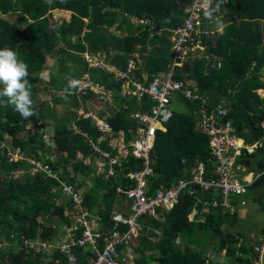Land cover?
<instances>
[{"label": "trees", "instance_id": "16d2710c", "mask_svg": "<svg viewBox=\"0 0 264 264\" xmlns=\"http://www.w3.org/2000/svg\"><path fill=\"white\" fill-rule=\"evenodd\" d=\"M192 2L0 0V264H92L113 231L127 229L126 224L119 227V222L111 218L116 202L113 195L117 193L114 182L123 172L105 179L113 185L108 194H102L101 202L95 199L99 195H94L93 185L92 192L84 194L82 208H74L65 200L68 196L64 186L72 185L66 183L85 173L78 153H89L90 145L83 133L97 135L90 120L79 115L78 107L89 100L102 102L100 94L91 88L78 92V82L87 77L102 86H116L114 72L105 66L113 64L124 69L135 51L143 54L140 66L147 62V66L155 68L152 72L166 70L174 57L170 36L185 24L189 17L186 8ZM130 17L137 25H141L136 21L140 19L152 24L135 26ZM211 17V28L218 29L215 23H224V31L202 36L204 48L192 51L193 65L178 67L189 76L180 73L178 78L195 80L198 92L210 94L213 105L227 99L228 114L224 119L232 121L237 134L252 144L264 135V95L260 94V90L264 91V0H213ZM198 18L203 23L206 14L199 12ZM117 23L119 26L113 29ZM122 25L127 26V37L116 34L118 30L122 32ZM87 54L98 55L104 66L91 65ZM214 56L207 67V61ZM46 65L50 68L44 73ZM195 103H190L187 113L191 115L174 114L173 123L190 126ZM126 118L127 111L120 109L108 120L116 130L124 124L129 132L126 125L134 122ZM28 126L41 127L31 131ZM50 137L54 144L48 140ZM198 138L207 145L204 133L199 132ZM206 145L199 151L204 161L209 155ZM183 154L178 134L157 132L155 163L152 162L156 174L147 186L149 195L159 185L168 188L175 182L183 167ZM37 161L49 166L55 176L31 174ZM241 161L248 170L260 173L247 195L264 208V146L243 155ZM70 164L71 173L66 170ZM132 165L141 168L142 160L132 158ZM103 172L108 174L109 170L104 168L99 175ZM103 177L98 176L104 180ZM99 182L100 190L105 188L103 181ZM205 194L200 191L190 195L185 190L169 210L158 208V215L166 221L162 235L149 240L144 233L143 247L132 246V256L124 264H223L210 255L224 250L227 264H254L251 238L235 230L240 206L233 212L215 208L203 220L199 215L189 221L196 199ZM103 202L105 208L99 212L104 219L96 247L77 242L71 252L63 250V242L83 236V226L71 224L76 216L82 209L96 213L93 207ZM70 209L73 211L65 212ZM140 221L146 226L162 225L159 218L149 215L141 216ZM66 234L69 238L64 241ZM178 237L181 241L177 242ZM36 241H47L55 248L38 249ZM71 254L74 261L70 260Z\"/></svg>", "mask_w": 264, "mask_h": 264}, {"label": "crops", "instance_id": "0c3cea01", "mask_svg": "<svg viewBox=\"0 0 264 264\" xmlns=\"http://www.w3.org/2000/svg\"><path fill=\"white\" fill-rule=\"evenodd\" d=\"M229 20H231L230 17H229ZM132 23L133 25L135 24V26H144L143 24L137 25L135 22H132ZM124 25L120 26L122 32L120 31L116 32V34L118 35L122 34L121 37L128 36L127 35L128 31L126 30L127 26H124ZM116 26H119L118 23ZM145 27H148V26H145ZM217 27L218 28L221 27L220 23H217ZM132 56L135 59V67L124 78H121L118 76V71L119 72L124 71L127 67L123 69L113 64H108L107 66H105V67H108L109 69H110V66H114L116 69H119V70L115 73V71L110 69L111 71L114 72L112 80L115 81L116 86L114 87H108L106 85L104 86L106 95L104 98L101 99L102 102L100 104L98 103L92 106L91 101H88L86 104H82L81 106L78 107V113L80 116L81 115L84 116V113L86 112L93 111V113L97 114L98 116L106 120H108L109 116L111 117V115H113L114 113H117V111H119L120 109H124L127 111L126 121L134 122L133 125H130V124L126 125L128 127L129 132H127L123 128L125 127L124 124H121L120 126L121 128H118L117 130L113 126L112 134L102 133L96 130L94 120H91L90 118L84 116L85 118L90 120V123L95 128L97 135L96 137H90V135H88L86 132L83 133V136H85L88 144L90 145L89 153L87 154H83L82 152L78 153V157L81 159L82 166H83L85 173L79 174L75 181L66 183V184H72L76 188L78 187L80 188L79 190H80L82 199L84 198L83 201H85L84 194L87 191L92 192L91 186L93 185L94 188H96L94 190L95 191L94 195H99V196H96L95 199L101 202L102 194L104 195L106 191L108 194L111 186L113 185L112 181L110 182L105 181V179L111 178L110 176H112L113 174H116L117 171L123 172V176H120L118 180L114 182L116 184V190L118 188L125 189V188H133L134 186H137V180L132 178L130 173L142 170L143 168H145L146 163L148 162V165L149 167H151L153 173L149 177V180H148V177L146 178V188H147V186H149L150 183L153 182L151 181L153 180L152 176L156 174V171H154V168H153V163H155V160L153 158V151H155V148H156L158 131L166 132V134H169V135L178 134V140L182 142L184 146V154L180 158V163L183 165L182 170L180 172V175L176 177L175 182H173L171 186L169 187L177 185L180 180L191 181L194 174L197 172L200 164H204L205 166L206 178L208 179L219 178V173L217 171L218 163L213 156V147L211 144L210 137L202 130V127H201L202 110L208 109L211 113L217 116L216 112H213V110H216L219 107L227 108L226 102H228V100L224 99L220 101L219 103H217L216 105H213L211 103L210 94H202L198 92V88L195 83V80H192V79L186 80L185 78L184 79L178 78V75L180 73H182L183 76L185 77L189 76V72H183L180 68H178L180 66L179 64H177L174 68V72H175L174 78L176 80H181L182 82H184L186 86L191 88L201 98L197 100L189 99L181 91H176L171 96L169 108L172 111V117L174 116V114L191 115L187 113L189 112V107L192 105L190 103L196 102L195 104L198 106V108L196 106L195 109L191 110V113L193 115L192 124L190 126L180 127L179 125L173 123L175 121H173L172 118H169V120L164 121V122H158L156 123L157 131L151 137V142L153 143L152 145L153 149L150 150L148 160H146V158L142 156H137L136 154L133 153V150L135 149V143L137 142L136 138L141 136L142 131H140V128L143 125L140 119L137 117V114L142 113V112L151 114L153 106L156 104V101L148 96L134 95L133 91L136 89V87L133 82L139 81L147 86V85H150L151 82L157 76H165L173 69L174 57H173L172 62H170L166 70L152 72L151 69H155V68L151 64L147 66L146 65L147 62H145L144 65L140 66L141 56H142L140 51H135ZM131 57H129V59ZM214 58L215 56L211 59V61L209 60L207 61V64H206L207 67L211 66L212 60H215ZM218 64H220V62H218ZM145 65H146V69H144ZM180 67H182V65ZM49 68L50 67L46 65L43 69V72L45 73L47 70H49ZM192 84H194L195 86H193ZM203 100H206V102H203ZM173 102L181 104L183 108L172 110L171 105ZM58 106H60V109H62L61 105H57V107ZM104 106L106 107V110H103ZM171 120L172 122L170 123ZM199 132L204 133L207 136V139H208L207 145L205 142L203 143L200 142L198 138ZM117 135L118 136L122 135V137L117 138L118 140L121 139L122 146H114L111 143L112 139H114L115 136ZM238 139L240 143L242 144V147H240L241 148L240 153L236 154L235 156L234 170H235L237 177L240 180H244V181L247 180L248 182L247 187L249 191L250 186L255 182V180L260 175V173L252 171V170H248L247 168L249 167L241 163L242 156L246 154H251L248 152V149H247L248 146L256 144L254 151L258 147L264 146V135L260 140L255 141L252 144L246 141L243 137L239 135H238ZM48 140L53 142L52 137H50ZM52 144H54V142ZM119 144L120 142L118 143V145ZM205 145L207 146V149H209V155L207 156V161H204L199 158L200 148H202ZM95 146H99L100 149L106 150L110 152L113 156L118 157L119 165L110 164L109 161L100 153V150L99 151L95 150ZM132 158L141 159L142 167L140 168V167H136L132 165ZM98 161L104 164L102 170H99V166H98L99 164H97ZM206 162L209 164H206ZM125 163H126V166H124ZM104 168L109 170L108 174L103 172L101 175H99V172L101 173L102 171H104ZM60 170L61 169H59V171ZM66 170L70 173L72 172L71 164L67 166ZM110 171H113V174H111ZM98 176H104L103 177L104 180L99 179ZM99 180L103 181L102 185L105 187V188H102L101 190H100L101 184ZM191 184H192L191 188H193L195 192L190 193L188 190L190 195H195L200 191L206 194L204 195V197L199 196L196 199L192 212L188 216L189 221L194 220L199 215H201L200 220H203L204 215L211 212V210H214L215 208H223L224 210L230 209L224 206L228 203L227 201L229 199L226 200L220 188H212L211 190L206 191V190H203L200 186H198L197 185L198 183L197 184L191 183ZM159 186H164V185L161 184ZM147 192L149 194L148 188H147ZM155 192L153 196L155 195ZM183 192L185 191H182V193ZM90 196H93V195L90 194ZM113 196L115 197L116 202L113 205V210L111 212V218L114 220L116 215H123L124 217H128L130 213L129 200L126 198V196H124V194L119 193L118 191ZM231 198H232V202H233L232 204L234 207L232 206L233 209L232 210L230 209L229 211L233 212L235 211L234 208L240 205L242 198L241 196H231ZM65 200L69 201L68 202L69 204L72 203V201L70 200V197H65ZM246 201H247L246 206L239 208L240 213H239V218H237V226L235 227V230L239 231L244 237L251 238V244L253 245L257 244L260 246L261 238L264 235V208H262L256 202H254L253 199L248 195H246ZM102 208H105L104 202L100 203V206L93 207V209L95 210L94 212L96 213H93L92 215L93 216L98 215L100 217V219H94V227L97 228L98 230L104 219L103 214L99 212V210L100 211L104 210ZM158 218L160 219V221H162V225L158 227H154L150 225L146 226L142 221L139 220L142 230H140L141 232L138 234V236L132 237L129 240L127 248H125V250H128V249L132 250V246L134 245L136 246L140 245L141 247H143L141 243V238L144 233H145L146 239L152 240V239L159 238V236L162 235L161 230H163V228L165 227L164 223L166 221L163 216H159ZM71 224L73 225L76 224V218ZM71 224L69 226H71ZM120 224L123 225L122 223H119V227H120ZM126 230H122V231H126ZM68 238H69V234H66L64 241L68 240ZM177 239H178L177 242L181 241L180 237H178ZM122 247H125V245H122ZM254 264H256L255 259H254ZM262 264H264V258H263Z\"/></svg>", "mask_w": 264, "mask_h": 264}, {"label": "built area", "instance_id": "2783aa9c", "mask_svg": "<svg viewBox=\"0 0 264 264\" xmlns=\"http://www.w3.org/2000/svg\"><path fill=\"white\" fill-rule=\"evenodd\" d=\"M213 0H193L186 10L189 12V17L185 21V24L176 28L174 31V66L173 69L165 76H157L150 85H144L137 81L133 82L136 89L133 91L134 95L148 96L156 101L153 106L152 113H138L137 117L143 124L140 128L142 131L141 136L135 143V149L133 153L137 156H142L148 160L150 150L153 143L151 137L156 132V123L164 122L172 117V111L169 108L171 96L176 91H181L187 98L197 100L201 98L191 88L186 86L181 80L174 78V68L180 61L183 62L194 50L203 48L202 40L203 35L213 34L214 30L211 28ZM204 12L206 14L205 20L202 21L198 18V13ZM141 24H152L149 20L140 19L136 20ZM216 25V23H215ZM173 39V38H172ZM194 47V48H193ZM97 66L103 67V63L99 60ZM135 67V59L133 56L129 59L127 68L124 71L119 72L114 66H110V69L118 71V76L124 78ZM87 88H91L92 92L99 93L100 98H104L106 95L105 87L99 83L92 82L87 77L78 82L77 91H86ZM206 102V100H203ZM217 116L211 113L208 109L202 110L201 127L202 130L210 137L213 147V156L218 163L217 171L219 178H206V169L204 164H200L197 172L194 174L191 181L180 180L177 185L172 187L159 186L156 189L155 195H149L146 188V178L152 174V169L149 167L148 162L145 168L140 171L130 173L131 177L137 180V186L133 188H118L119 193L124 194L129 200L130 213L128 217L123 215H116L115 220L119 223L126 224L127 230L120 232L119 229H115L109 237L107 243L99 252L97 259L92 264H124L132 256V250L127 248L128 242L132 237L138 236L142 227L139 220L143 215L154 216L158 218L157 209L162 208L169 210L174 204L178 203L182 191L189 190L190 193L195 192L191 188V183H198L203 190H211L212 188H220L224 197L229 199L226 205L227 208L233 209L231 196H241V205L246 204L245 196L248 191L247 180H240L234 170L235 156L240 153L242 144L238 139V134L235 126L230 120H225L228 112L225 107H219L216 110ZM85 117L95 121V128L98 132L111 133L113 132V126L110 121L101 118L93 111L84 113ZM41 126H28L31 131H37ZM264 128V122L262 123ZM50 143H53L50 141ZM114 146H122L119 143L117 137L112 139L111 142ZM256 147V144L248 146V152L252 153ZM95 150L100 153L109 161L112 165H119L118 157L113 156L110 152L100 149L99 146H95ZM99 164V170L103 169L104 164ZM33 172H39L47 176H55L52 170L47 165H43L41 162H35V167L32 168ZM113 174V171H110ZM65 196L70 197L74 207L78 205L80 208L83 203V199L80 190H77L72 185L64 186ZM231 198V199H230ZM94 219H100L98 215L93 216L88 210L82 209L76 216V225L83 226V236L80 239L70 238L65 242L62 249L71 252L72 247L76 245L82 246L90 243L93 247H96L98 239L101 237L98 229L94 227ZM71 234V232H70ZM125 245V247H122ZM255 249L259 252L260 257L264 253V235L261 238V245H257ZM124 252L125 254H121ZM210 255V253H208ZM214 259L213 255H210ZM75 256L70 255V260L74 261ZM215 260V259H214ZM74 264V263H71ZM77 264V263H76ZM256 264H259L256 262Z\"/></svg>", "mask_w": 264, "mask_h": 264}, {"label": "rangeland", "instance_id": "374dc122", "mask_svg": "<svg viewBox=\"0 0 264 264\" xmlns=\"http://www.w3.org/2000/svg\"><path fill=\"white\" fill-rule=\"evenodd\" d=\"M120 18V17H119ZM116 25L117 24H115L114 25V27H113V29H115V27H116ZM220 25H221V27H219V28H222V30H223V26H224V23L222 24V23H220ZM171 37V39L173 38V40H175V38H174V36H173V34L170 36ZM194 48V47H193ZM143 55V54H142ZM86 57L88 58V60L90 61V63H91V65H93V66H97V64H98V62H99V56L98 55H96V56H91L90 54H87L86 55ZM191 57H193V55L191 54L190 56H188L186 59H184L183 60V62L182 61H180L179 62V65L181 66H185V67H188V68H190L192 65H193V60L191 59ZM195 58V57H194ZM261 93H263L262 91H261ZM44 95H45V93H44ZM89 101H91V100H89ZM91 105L93 106V105H95V103H93L92 101H91ZM57 108H59V110H60V106H58ZM183 107L181 106V104H178V103H176V102H173L172 103V105H171V109L172 110H175V109H182ZM117 138H120V137H122V135L121 136H116ZM139 138V137H138ZM119 142L120 143H122V141H121V139L119 140ZM14 148V147H13ZM12 149V148H11ZM10 149V150H11ZM74 208H80L78 205H75V207ZM73 211V209H70V210H66L65 212H72ZM65 243L63 242V244H62V246L64 245ZM255 245V244H254ZM36 247L38 248V249H41V248H43V249H48L49 251H51V250H53L54 248H55V246L54 245H50L47 241H43V242H38V241H36ZM255 255H256V253H255ZM254 255V256H255ZM221 257H224V256H221ZM224 264H226V262L224 263Z\"/></svg>", "mask_w": 264, "mask_h": 264}, {"label": "clouds", "instance_id": "9594fccd", "mask_svg": "<svg viewBox=\"0 0 264 264\" xmlns=\"http://www.w3.org/2000/svg\"><path fill=\"white\" fill-rule=\"evenodd\" d=\"M131 18V17H130ZM131 21L132 22H134L133 21V19L131 18ZM216 26H217V24H216ZM118 31H120V30H118ZM224 31V28H223V30H222V28H218V29H215L213 32V34H209V35H207V36H210V35H212V36H215V35H219V34H221L222 32ZM117 32V31H116ZM121 32V31H120ZM203 48H204V45H203ZM203 48H200V49H203ZM261 91L262 90H260V94H262V95H264V91H262L263 93H261ZM227 109V108H226ZM228 111V110H227ZM232 122V121H231ZM263 123V122H262ZM233 124V123H232ZM261 126H262V124H261ZM236 128V127H235ZM236 130H237V128H236ZM116 137V136H115ZM152 149H153V147H152ZM151 149V150H152ZM35 173H39V172H33V171H31V174H35ZM39 174H41V175H43L42 173H39ZM247 195V194H246ZM245 199H246V196H245ZM233 203V202H232ZM246 203H247V201H246ZM240 207H243V206H246V204L245 205H241V203H240V205H239ZM234 207V206H233ZM236 208H234V210H235ZM257 246V244H255L254 245V251H255V253H256V255L254 256V258H255V261L257 262V263H259V264H262V261H263V258H264V253H263V256H261L260 257V254H259V252L255 249V247ZM208 254V253H207ZM213 256H214V259L216 260V261H218L219 263H225L226 262V255H225V250L224 251H222V254H212ZM221 256H224V257H221ZM227 264V263H226Z\"/></svg>", "mask_w": 264, "mask_h": 264}, {"label": "bare ground", "instance_id": "6f19581e", "mask_svg": "<svg viewBox=\"0 0 264 264\" xmlns=\"http://www.w3.org/2000/svg\"><path fill=\"white\" fill-rule=\"evenodd\" d=\"M149 231H150V230H149ZM151 231H152V230H151ZM161 231H162V230H161ZM155 233H156V232H155ZM133 247H134V246H133ZM79 261H80V260H79ZM79 261H78V262H79ZM80 263H81V261H80Z\"/></svg>", "mask_w": 264, "mask_h": 264}]
</instances>
